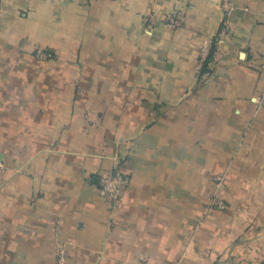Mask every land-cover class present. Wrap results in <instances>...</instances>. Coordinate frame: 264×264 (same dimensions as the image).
I'll return each mask as SVG.
<instances>
[{"label":"crops","instance_id":"0c3cea01","mask_svg":"<svg viewBox=\"0 0 264 264\" xmlns=\"http://www.w3.org/2000/svg\"><path fill=\"white\" fill-rule=\"evenodd\" d=\"M263 52L264 0H0V264H264Z\"/></svg>","mask_w":264,"mask_h":264},{"label":"built area","instance_id":"2783aa9c","mask_svg":"<svg viewBox=\"0 0 264 264\" xmlns=\"http://www.w3.org/2000/svg\"><path fill=\"white\" fill-rule=\"evenodd\" d=\"M171 24L175 26H179L181 23V19L178 17L173 16V18H170ZM225 32H223L220 36V39L223 38ZM205 56L207 52L203 53ZM207 57V56H205ZM263 57H264V52H263ZM124 182V176L121 172H115L114 174L104 176L103 179L101 180V185L103 188L104 194H109L110 199H115L116 196L120 193L122 184ZM222 203H219V206L222 207Z\"/></svg>","mask_w":264,"mask_h":264},{"label":"rangeland","instance_id":"374dc122","mask_svg":"<svg viewBox=\"0 0 264 264\" xmlns=\"http://www.w3.org/2000/svg\"><path fill=\"white\" fill-rule=\"evenodd\" d=\"M31 54L41 60H50L52 59L53 56V54L50 51H47L40 47H36L35 49H33V51H31Z\"/></svg>","mask_w":264,"mask_h":264},{"label":"trees","instance_id":"16d2710c","mask_svg":"<svg viewBox=\"0 0 264 264\" xmlns=\"http://www.w3.org/2000/svg\"><path fill=\"white\" fill-rule=\"evenodd\" d=\"M210 58H208V60H209ZM208 60H207V62L205 63V65H204V67H205V69L207 68V66H208Z\"/></svg>","mask_w":264,"mask_h":264}]
</instances>
